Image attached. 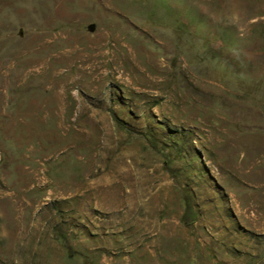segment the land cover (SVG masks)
<instances>
[{"label": "rangeland", "instance_id": "374dc122", "mask_svg": "<svg viewBox=\"0 0 264 264\" xmlns=\"http://www.w3.org/2000/svg\"><path fill=\"white\" fill-rule=\"evenodd\" d=\"M0 264H264V0H0Z\"/></svg>", "mask_w": 264, "mask_h": 264}, {"label": "water", "instance_id": "95a60500", "mask_svg": "<svg viewBox=\"0 0 264 264\" xmlns=\"http://www.w3.org/2000/svg\"><path fill=\"white\" fill-rule=\"evenodd\" d=\"M88 29H89L90 31H93V30H94V25H93V24H89V25H88Z\"/></svg>", "mask_w": 264, "mask_h": 264}]
</instances>
